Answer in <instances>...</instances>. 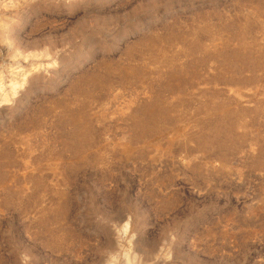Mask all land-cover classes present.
Masks as SVG:
<instances>
[{
    "label": "rangeland",
    "instance_id": "374dc122",
    "mask_svg": "<svg viewBox=\"0 0 264 264\" xmlns=\"http://www.w3.org/2000/svg\"><path fill=\"white\" fill-rule=\"evenodd\" d=\"M244 30L258 82L218 81ZM263 64L264 0H0V264H264ZM159 94L172 125L131 144ZM227 110L248 143L200 149Z\"/></svg>",
    "mask_w": 264,
    "mask_h": 264
},
{
    "label": "bare ground",
    "instance_id": "6f19581e",
    "mask_svg": "<svg viewBox=\"0 0 264 264\" xmlns=\"http://www.w3.org/2000/svg\"><path fill=\"white\" fill-rule=\"evenodd\" d=\"M208 32L209 31L207 30L205 32L198 33L197 34L198 41L197 42L194 41L192 44L188 43L189 44V47L187 48L188 50L201 51V53H204L203 57L205 55L203 60L198 61L196 59L194 61L196 66L200 65V62H201V65L207 64L211 59L215 58L217 55V52H218L217 50L213 54L209 53V48L204 43V39H205L204 36L205 35L207 37V40L210 39V36L208 38V34H209ZM165 39H166V37H165ZM169 39H170V41L181 40L182 37H179L176 35L173 37L171 36ZM200 39H201V41H200ZM158 40H160V38L157 39V41ZM233 40H235L237 43L236 47L231 49L230 43H226L224 46L223 52L221 53V58L223 59L222 63H223V69L225 71L231 70L233 68L238 69V71H236L234 76L229 77L227 79L221 77V79H218V81H225L227 84H231V85L234 84L233 82H235V81H239L240 84H242V85L247 84V83H250V84L253 83L254 84V82H258V81H256V80H258V78L256 79L255 76L251 77L250 79H246L245 77L242 76V73L245 71V69L247 67H249V66H247V63L249 60L252 59L251 64H253V66H255V67L261 68V66H262V64L258 60L253 59L254 57L252 58V55H254V54H252L251 51H249V49H247L248 45L245 44V30L240 34L235 35ZM155 41L156 40H154L153 42H155ZM188 44H187V46H188ZM245 49H246V52H245ZM191 55H192V53H191ZM190 62H192V61H190ZM250 69H252V68H250ZM179 72H180V70H179ZM218 77H219V75H218ZM215 81H216V79H215ZM84 83H86L88 85L94 84V86L95 85L96 86L101 85L100 81H84ZM84 83H82V84H84ZM160 83L162 85L161 91L169 92L171 94H176L177 92L182 91V87L185 84H190V83H191V85L194 84L193 81H174V80L173 81H160ZM104 84H106V83H104ZM107 85H110V83H107ZM13 86H14V84H13ZM16 93L17 92H15V94ZM84 94L89 95V94H91V92L89 91L88 93H84ZM2 101H3V99H2ZM164 101H165V99L163 98V94H159L158 96H156V98H154V100L151 103H147V104L145 103L144 105H142V107H140L139 110H137L136 112H134V114H132L131 129H132V132H134V136L131 138V141H132L131 144H137V143L147 139L148 136L150 137V135H153L154 132L160 128L159 126H160V123H162V120H165V122L171 123V125H172V121H171L172 119L170 120L168 118L170 107ZM260 105H262V104H260ZM258 109H260L259 106H258ZM212 110L214 112H223V111H221L222 107H220L218 105L212 107ZM227 111L228 112H226V114H225L226 116H221L220 118L216 119L213 123L208 124V127H210V128H213V127L222 128V129H225V132H221V133L215 132L213 134L200 136L197 140L198 145H200V147H199L200 149L203 148L205 145H209L210 149L208 148L206 150H208L209 152H212V150L214 148L216 150H218V149H227L229 146H237L238 144H240L241 146L245 145V143L247 142V137L245 135H238V134L234 133L233 131H231L234 127H236V125H235V121L232 119V116H233L232 113L229 112V110H227ZM69 112L72 115L71 116V122L73 124V129H72L69 137L66 138L65 144L67 147L70 148V150H72L73 157L76 160H79V158H81L83 152L85 151L84 149L87 145V140H88L87 134L85 132V130H87V124H85L87 119L82 124L74 118L77 116L76 112H73V113H72V111H69ZM258 112H260V111H258ZM240 114H242V115L243 114L244 115L250 114V111L241 109ZM256 115H257V113H256ZM166 126H167V124H166ZM168 126H170V125H168ZM212 136H214V137H212ZM215 149L213 151H215ZM261 155H262V158L264 160V144H262V146H261ZM78 162H80V161H78ZM262 164H264V161L262 162Z\"/></svg>",
    "mask_w": 264,
    "mask_h": 264
}]
</instances>
